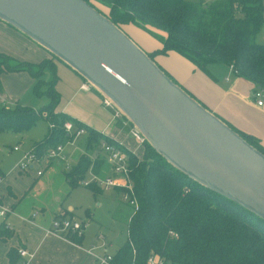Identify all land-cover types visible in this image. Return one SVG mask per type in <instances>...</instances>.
Returning a JSON list of instances; mask_svg holds the SVG:
<instances>
[{
    "label": "trees",
    "instance_id": "16d2710c",
    "mask_svg": "<svg viewBox=\"0 0 264 264\" xmlns=\"http://www.w3.org/2000/svg\"><path fill=\"white\" fill-rule=\"evenodd\" d=\"M84 1L120 29L132 25L155 37L161 46L146 52L152 60L157 55L176 53L213 81L217 78L209 66L220 64L252 83L254 91L264 92V44L255 39L264 23L263 0ZM55 60L50 55L38 63L20 61L0 51V74L28 72L35 94L48 98V103L38 111L18 103L9 106L0 102V132L24 133L43 118L47 122V135L31 149L39 160L47 159L45 155L50 148L69 143L79 129L86 133L88 148L100 137L110 145H119L110 136L58 108L61 97L56 90L59 77ZM46 72L51 75L48 80L43 78ZM219 118L264 154L259 139ZM66 122L72 123L73 131L65 130ZM143 145L141 156L120 145L128 155V177L133 191L130 199L137 209L133 208L127 224V240L112 256L111 264H146L150 255H158L170 264H264L262 220L180 173L147 141ZM96 160L97 164H91L82 156L67 168L65 177L71 188L80 185L79 180L88 169L93 175L98 173L102 160ZM88 188L95 196L99 195L94 185ZM9 236V231L0 225V241ZM82 237L73 236L70 241L79 243ZM6 257L8 264L19 261L15 249Z\"/></svg>",
    "mask_w": 264,
    "mask_h": 264
},
{
    "label": "water",
    "instance_id": "95a60500",
    "mask_svg": "<svg viewBox=\"0 0 264 264\" xmlns=\"http://www.w3.org/2000/svg\"><path fill=\"white\" fill-rule=\"evenodd\" d=\"M17 30L110 101L168 164L264 222V154L84 0H0Z\"/></svg>",
    "mask_w": 264,
    "mask_h": 264
},
{
    "label": "rangeland",
    "instance_id": "374dc122",
    "mask_svg": "<svg viewBox=\"0 0 264 264\" xmlns=\"http://www.w3.org/2000/svg\"><path fill=\"white\" fill-rule=\"evenodd\" d=\"M189 1L197 2L199 0ZM123 30L145 52L161 46L155 37L143 29L135 26H125ZM24 37L21 42H13L10 38H0V51L8 53L20 61L33 62L34 57L38 56L39 48L29 38ZM255 39L257 43L264 44V23L261 25ZM159 57L161 58L159 59ZM155 62L168 68L175 75L174 77L177 78L175 79L168 71V74L175 81L179 80L182 82L183 76L178 74H181L184 69L179 66L180 63L175 60L174 56L157 55ZM55 63L56 68L58 65H62L59 60H55ZM209 69L214 74H216L215 70L218 71L216 76L219 85L228 86V81L224 80V75H230V73L225 69V66L213 64L209 66ZM57 75L59 79L56 90L61 97L60 108L64 112L79 118L93 129L110 136L124 146L125 149H129L136 155L141 156L143 154V143L139 139L134 138L128 131L129 129L124 130L123 124L116 123L112 109L106 105L104 100L93 92L85 94V92L77 90L74 93L73 88L62 78L58 70ZM50 77L49 72L43 75L45 80L50 79ZM231 78L234 79V76ZM195 83L197 86H203L199 79L195 80ZM242 83V86L237 85L239 86L237 92L239 90L240 96L243 98L246 95L250 97L251 92L244 82ZM181 85L183 86V84ZM33 86V79L28 72H2L0 74V99H4L9 106H14L18 103L27 106L30 110L38 111L43 105L48 103V98L46 96L38 97L34 92ZM182 88L189 91L186 87ZM194 96L198 98L197 95ZM65 103L67 104L63 108L62 105ZM46 135L47 122L41 117L37 120L34 127L27 132H0V170L2 171V177L0 175V205L3 209L9 211L13 205L19 204L18 200L24 195L18 209L37 208L40 212L43 211L45 216L52 218L51 224L63 218L72 219L79 224L86 223L83 230V245L88 254L101 256L103 253L101 245L104 242L107 246L108 254L111 256L115 255L127 240V224L133 214V207L123 201L124 188L114 187L106 189L98 185V182H105L111 176H114L113 166L108 162V157L103 147V145L110 144L104 142L100 137L93 141L88 148L85 143L86 133L84 132L71 138L69 143L62 146L61 156L65 157V161L56 160V158L49 159L53 160V162L49 163V165H52L44 170L41 177L36 176L38 169L36 162L33 170L29 168L25 171L19 170L18 163L21 158L31 151V147L36 142L42 141ZM21 136H26V138H19ZM15 147L17 150H14ZM57 147L49 150H56ZM82 156L90 160L91 164L93 162L97 164L96 158H99L102 160L101 167L96 175H93L88 169L84 178L79 180L80 185L71 188L64 176V173L68 170L65 167L67 165H70V167L75 165ZM91 184L100 192L99 195L95 196L93 191L88 188ZM56 195L61 198L60 203H56L52 198ZM68 208L72 209L70 213L67 212ZM1 221H5V219H0V223ZM5 222L12 224L10 219ZM100 235L105 238L104 241L100 238ZM70 238L68 239L70 240Z\"/></svg>",
    "mask_w": 264,
    "mask_h": 264
},
{
    "label": "crops",
    "instance_id": "0c3cea01",
    "mask_svg": "<svg viewBox=\"0 0 264 264\" xmlns=\"http://www.w3.org/2000/svg\"><path fill=\"white\" fill-rule=\"evenodd\" d=\"M127 26H132V25H127ZM0 38L2 39L10 38V40L13 42H17V41L21 42L22 38L25 37L17 30L13 29L4 22L0 21ZM36 46L38 45L36 44ZM38 48H39L38 56L34 57V59L32 60L33 62H38L45 57H50L47 51L42 49L40 46H38ZM154 49L155 48H153L152 50ZM152 50L150 49L149 51ZM168 55L174 56L175 60L178 63H180L179 66H181V68L184 69V71L181 74L177 73L178 75L183 76L182 82H180L179 80H176L177 82L175 81L178 85L183 84V86L181 85V87L188 88L189 91L188 90L187 91L192 93L193 96L197 95L198 98H196L195 96L194 97L199 102L203 103L210 111H212L214 114L227 121L231 126L236 128L237 130L256 137L257 139H259L262 146H264V92L263 91H262L263 95L261 98L262 105H258L256 102L257 100L254 99L253 96V92H254L253 84L241 77L235 76V74L231 72L230 68L225 66V69L228 70V73H230V75L234 76V79H232L231 78L232 76L230 77V75H224V80L226 82L228 81L227 82L228 86L225 87L219 85L217 81H213L212 79L207 77L200 70L194 69L193 65L189 61L178 56L176 53L170 52L167 55H163V56H168ZM160 58L161 57H159V59ZM155 61H156V56H155ZM61 64L62 65H58L57 70L59 74L62 75V78H64L73 88V90L75 91L74 93H76L77 90L81 92H85V94L89 92H93L103 100V98L100 95H98L97 92L92 90L91 87L88 86V89H82L81 86L83 84H87L86 81L82 79L76 72H74L67 65H65L64 63ZM158 65L160 66V64ZM160 67L164 70L166 69L165 71L168 73L169 71L168 68H165L163 66ZM169 72L173 75L171 71ZM217 72L218 71L215 70L216 74ZM216 74L214 75L217 78ZM174 76L175 75H173V77ZM197 79H199L203 83V86L196 85L195 80ZM239 80H241V82H239ZM242 82H244L246 87L251 92L250 97L246 95V97L243 98L240 96L241 95L240 91L238 90L237 92L239 86L243 85ZM0 102L6 103L4 99H0ZM60 102H61V98H60ZM60 104L58 108L61 111H63L60 108ZM66 104L67 103L62 105L63 108L66 106ZM77 119L80 120L79 118ZM115 121H117L116 123L119 122L123 124L122 120L120 119L117 120L115 119ZM123 128L124 130L129 129V127L125 126L124 124H123ZM19 138H26V136L25 137L21 136ZM33 146L31 148H33ZM50 162H53V160L51 161L48 159H42L36 162L37 167L39 169V170L37 169L36 171L37 177H41L43 175L44 170H46L52 165V164L49 165ZM65 168L67 169V167ZM29 169L33 170L34 164ZM38 171H41L40 175H38ZM0 175L2 177L1 170H0ZM23 198L24 195L18 200L19 202L18 205L12 206L11 208L12 213L8 214L5 218H3L5 219V221L9 219L12 220V224L10 223L8 224L5 221H1L0 223V224H4V228H6L10 233V236L7 240L0 241V264H8V260L6 256L11 249H15L17 251L19 249L26 250L30 255V257L24 260L26 264H94V256L96 255L88 254V252L86 251L83 245V237L82 239L79 240V243H74L60 236L49 234L52 218L45 216L44 212L43 211L40 212L39 210H37V208L18 209V207L21 205V200H23ZM52 198L56 203L61 202V198L57 195L53 196ZM35 211H39V214L33 217ZM71 211L72 209L68 208L67 212L70 213ZM21 218H25L29 220L28 222H24L21 220ZM104 240L105 238L103 239V241ZM101 248L103 250L102 255L105 254L109 255L107 251V246L105 245L104 242L102 243Z\"/></svg>",
    "mask_w": 264,
    "mask_h": 264
},
{
    "label": "built area",
    "instance_id": "2783aa9c",
    "mask_svg": "<svg viewBox=\"0 0 264 264\" xmlns=\"http://www.w3.org/2000/svg\"><path fill=\"white\" fill-rule=\"evenodd\" d=\"M233 74H236V71L233 72ZM82 89H88L87 84H83L81 86ZM262 90H255L253 92L254 99H256L258 105H262ZM108 107L112 109L113 116L115 119L122 120L123 124L125 126L129 127V132L134 138L139 139L141 143H144V138L139 133V131L130 124V122L125 118V116L107 99H103ZM64 128L66 131H73L74 127L71 122L64 123ZM84 133L83 129L76 130L75 136ZM104 151L107 154L108 162L113 166L112 171H114V176H111L109 179H107L105 182L101 181L98 182L99 186H102L106 189L114 188V187H122L124 188L123 192V201L128 203L131 207L134 209H137V205L134 201L130 199V195H132V185L130 183L129 177H128V155L127 153L120 148V144L117 146L114 145H103ZM14 150H17L15 147ZM63 151L62 146H58L56 150H48L46 153V158L53 159L56 158V160H64L65 157L61 156V152ZM39 159H36L31 151L27 152L19 161L18 168L19 170L25 171L28 170L35 162H38ZM67 168L69 166H66ZM41 174V171H38V175ZM11 210H5L0 205V219L5 218L8 214H11ZM39 214V211H35L33 214V217L37 216ZM64 217V216H62ZM22 221L28 222L29 219L21 218ZM86 226V223L79 224L78 222L73 221L69 218H63L60 221H55L51 224V227L49 229V234L60 236L66 240H69V237H81L83 235V230ZM100 238L103 240V236L100 235ZM17 255L19 257V261L17 264H26L24 262L25 259L30 257L28 252L24 249H19L17 251ZM112 256L110 255H101V256H94V264H111ZM146 264H170L169 262H166L163 258H161L158 255H150L147 259Z\"/></svg>",
    "mask_w": 264,
    "mask_h": 264
}]
</instances>
